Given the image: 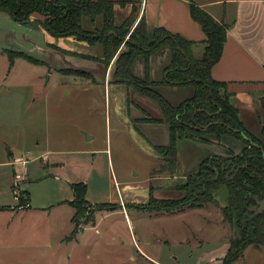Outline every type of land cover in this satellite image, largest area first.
Listing matches in <instances>:
<instances>
[{
    "label": "rangeland",
    "instance_id": "rangeland-1",
    "mask_svg": "<svg viewBox=\"0 0 264 264\" xmlns=\"http://www.w3.org/2000/svg\"><path fill=\"white\" fill-rule=\"evenodd\" d=\"M58 46L72 47L31 18L20 23L0 12V264H221L230 240L242 237L246 211L229 207L224 184H212L203 207L151 211L155 201L188 196L198 168L187 169L198 149L185 146L168 163L170 156L140 139L132 104L123 106L115 82L132 88L114 74L105 87L62 68L73 58ZM260 109L261 124V101ZM260 124L248 131L264 145ZM220 139L198 161L206 166L213 154L241 160L250 150L233 135ZM7 157L11 165L1 164ZM77 182L86 185L81 205L72 195ZM232 264H264V246L247 245Z\"/></svg>",
    "mask_w": 264,
    "mask_h": 264
},
{
    "label": "trees",
    "instance_id": "trees-1",
    "mask_svg": "<svg viewBox=\"0 0 264 264\" xmlns=\"http://www.w3.org/2000/svg\"><path fill=\"white\" fill-rule=\"evenodd\" d=\"M189 11L191 18L197 22L205 34L204 52L201 57H194L192 46L195 44L180 35L172 34L160 27L153 29L148 35L146 23L143 18L130 31L133 24V12L124 20L120 26L114 24V6L124 5L127 0H0V12L7 13L15 21L27 23L30 16L38 13L42 16L37 20L49 34L57 37L73 36L74 38L86 41L89 44L101 43L104 50L103 62L108 64L118 52L120 45L126 39L127 50L118 54L115 61L114 76L130 86L135 92L152 99L160 108L161 119L148 118L152 122H165L169 127L168 145H156L161 155H168L166 161L172 165L175 162L178 142L183 138H192L191 133H200V129L209 126L207 133H213L218 139L222 135H233L241 139L239 130L247 137L252 138L251 148L247 154H255L254 159L247 160L245 168L240 169L231 181L224 180L221 175L214 184H224L228 189L229 207L231 206L237 214L238 211H246L248 202L252 197L264 192V147L260 139L253 138L243 123L238 118L237 108L234 107L229 97L226 82L217 81L211 76V68L221 57L223 46L226 40L228 25L214 19L207 11L189 0ZM133 4V2H132ZM136 10L135 3L132 6ZM102 17V27L87 31L82 28V17H88L92 22L96 17ZM167 43L171 48L172 61L164 69V77L160 82H153L148 78V55L158 46ZM142 54L144 56L145 77L138 78L130 70L133 59ZM19 55L34 62L29 55L20 52ZM10 63L13 57L9 55ZM68 70V69H67ZM74 73L79 72L88 77V73L80 70L69 69ZM166 85H193L194 94L177 105L171 104L162 96L154 86ZM262 127L261 133L264 136V100L261 99ZM213 122V123H212ZM211 123V124H210ZM256 144H253V142ZM246 142V141H244ZM207 171L206 174H209ZM197 177V175H196ZM194 184L189 187L190 184ZM189 188L188 196L178 200L153 202L151 211L179 212L187 209L203 207L207 203V193L214 185H209L203 196L195 194L199 185L195 177L186 184ZM73 198L81 205L86 194V185L83 182L71 184ZM80 201V202H79ZM82 214L84 209H79ZM77 214V212H76ZM73 216V220L75 219ZM89 218L86 216V220ZM250 224V226H249ZM241 227V238L229 242V247L221 264H232L243 254V250L249 244L264 246V213L249 220ZM245 237V238H244Z\"/></svg>",
    "mask_w": 264,
    "mask_h": 264
},
{
    "label": "crops",
    "instance_id": "crops-1",
    "mask_svg": "<svg viewBox=\"0 0 264 264\" xmlns=\"http://www.w3.org/2000/svg\"><path fill=\"white\" fill-rule=\"evenodd\" d=\"M127 1L130 2L114 6V24L116 26H120L133 12L134 21L130 31L143 18L148 35H151L156 27L164 28L172 34L180 35L189 41L195 42L192 46V53L194 57H201L200 55L204 52L202 40L205 39V34L200 25L190 16L189 0ZM193 1L214 19L228 25L221 57L213 65L210 73L213 79L228 84V90L231 92L229 101L237 108L240 121L252 132L254 123L257 128L260 124V98L264 91V0ZM132 2L135 3V11H133ZM31 16L30 18L33 21L41 20V18ZM102 23L101 16L96 17L93 22L88 17H82L81 19L82 28L87 31L101 28ZM67 37L70 39L72 47L65 49L58 46L57 49L69 58H73L71 59L73 62L62 68L83 70L90 75V82L107 87L114 80V63L118 54L125 51L123 46H120L110 62L105 64L103 62L104 50L101 43L89 44L73 36ZM200 46H203L202 51L199 50ZM52 52H55V49H52ZM171 61V48L167 43L155 48L148 55V78L153 82H160L164 77V69ZM130 70L138 78L143 79L145 77L144 56L142 54L133 59ZM115 86V91L122 98L123 106L126 103L127 107V103L130 102V105L132 104L131 106L134 107L133 109L132 107L128 108L129 117L132 126L141 137L140 139H144L149 145L168 144V125L165 122L147 121L148 118H162L158 105L152 99L135 92L122 83L115 82ZM155 89L173 105H177L191 97L195 91L193 85L160 84L156 85ZM249 117H252L253 125L248 123ZM259 128H261V124ZM230 142L234 145L236 143L229 141L228 144ZM221 145H224L225 148H231V145L223 142ZM185 146L195 147V150L198 149V153L194 156L191 164L195 168L199 159L198 156L207 151L204 148L206 146L183 138L178 142L177 153H180ZM231 150L234 149L231 148ZM12 154V151L8 152L9 157ZM1 164L9 165V158L7 157Z\"/></svg>",
    "mask_w": 264,
    "mask_h": 264
},
{
    "label": "flooded vegetation",
    "instance_id": "flooded-vegetation-1",
    "mask_svg": "<svg viewBox=\"0 0 264 264\" xmlns=\"http://www.w3.org/2000/svg\"><path fill=\"white\" fill-rule=\"evenodd\" d=\"M147 121H150V120L147 119ZM261 121H262V117H261ZM209 126H205L204 128H201L200 131H199L200 132L199 134L208 135L207 130H208ZM261 127H262V123H261ZM168 129H169V127H168ZM260 132H261V128H260ZM184 139L191 140V141H194V142H199L202 145H205L206 147H204V148H206V150H209V151L210 150H212V151L216 150L215 147H217V141L221 140V139H218L215 136H213V137L210 136V138H206L205 139V138H201V137L197 138L194 135H193L192 138H184ZM240 140L246 141L245 143H247V147L249 149L252 147L251 146V142L253 141L252 138H249V141H247V140H244L243 137L241 136ZM253 144L257 145V143L255 141L253 142ZM165 145H168V144H165ZM262 147H264V145ZM227 150H229V149H227ZM246 156H247V158H244V159H241V160H238V159L235 160V159L218 158L217 156H214V154H213V156L211 155L210 157H208L209 158V160H208L209 162L206 164V166L202 162L203 159L199 160L197 162V164L195 165L198 168V170H197L198 172L196 174L197 175L196 180H197L198 185L200 186L198 191H197V192H199V197L203 196L204 193L206 192L207 187L209 185H211V184H215L219 180L221 175L223 176L224 180L231 181L232 178L236 175V173L240 169L246 167V165L248 163L247 160L254 159L255 154H253V153L249 154L248 153ZM262 156L264 158V155H262ZM190 167L192 168V166L190 165V166H188L187 170H190ZM205 170H206V172L207 171L212 172L213 173L212 176L211 175L207 176L209 174H206ZM210 189H212V188H210ZM257 196H259V197H257ZM263 200H264V192L253 196V204H251L250 206L247 207L246 215L240 221V224H241L242 227L244 226V224L246 222L249 221V220H246V218L248 216L253 215V217L251 218V219H253V218H255V217H257V216H259V215L264 213V206H261L258 203L259 201H263ZM251 207L256 208V210L261 208L260 214H255L253 210L249 211V208H251Z\"/></svg>",
    "mask_w": 264,
    "mask_h": 264
},
{
    "label": "water",
    "instance_id": "water-1",
    "mask_svg": "<svg viewBox=\"0 0 264 264\" xmlns=\"http://www.w3.org/2000/svg\"><path fill=\"white\" fill-rule=\"evenodd\" d=\"M235 131L239 132L240 135L243 137L244 140L249 141V138H248L243 132H241V131H239V130H235ZM258 203H259L261 206H264V200H263V201H259ZM252 210L254 211L255 214H260L261 208L258 209V210H256V208H254V207L249 208V211H252ZM252 217H253V215H250V216H248V217L246 218V220H250Z\"/></svg>",
    "mask_w": 264,
    "mask_h": 264
},
{
    "label": "built area",
    "instance_id": "built-area-1",
    "mask_svg": "<svg viewBox=\"0 0 264 264\" xmlns=\"http://www.w3.org/2000/svg\"><path fill=\"white\" fill-rule=\"evenodd\" d=\"M25 162V160L23 161V163Z\"/></svg>",
    "mask_w": 264,
    "mask_h": 264
}]
</instances>
